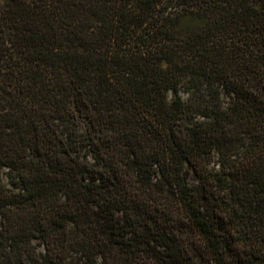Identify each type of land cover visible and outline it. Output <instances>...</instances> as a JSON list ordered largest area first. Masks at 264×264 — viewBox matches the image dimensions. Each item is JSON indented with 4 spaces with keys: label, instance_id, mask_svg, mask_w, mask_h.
<instances>
[{
    "label": "trees",
    "instance_id": "16d2710c",
    "mask_svg": "<svg viewBox=\"0 0 264 264\" xmlns=\"http://www.w3.org/2000/svg\"><path fill=\"white\" fill-rule=\"evenodd\" d=\"M0 264H264V0H0Z\"/></svg>",
    "mask_w": 264,
    "mask_h": 264
}]
</instances>
